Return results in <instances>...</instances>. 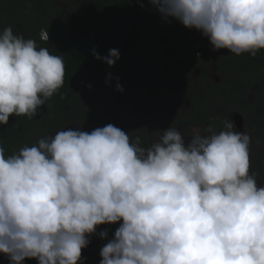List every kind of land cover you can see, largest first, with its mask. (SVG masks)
Here are the masks:
<instances>
[{"label":"clouds","instance_id":"9594fccd","mask_svg":"<svg viewBox=\"0 0 264 264\" xmlns=\"http://www.w3.org/2000/svg\"><path fill=\"white\" fill-rule=\"evenodd\" d=\"M149 3L200 31L214 51L264 50V0ZM40 39L49 41L48 30ZM93 55L109 67L120 59L117 49ZM64 77L62 55L12 27L0 31V125L36 116ZM223 123L219 133L194 128L187 143L169 127L144 147L107 124L61 130L8 156L0 146V254L10 264H78L98 226L122 221L100 264H264V185L250 173L252 140Z\"/></svg>","mask_w":264,"mask_h":264},{"label":"trees","instance_id":"16d2710c","mask_svg":"<svg viewBox=\"0 0 264 264\" xmlns=\"http://www.w3.org/2000/svg\"><path fill=\"white\" fill-rule=\"evenodd\" d=\"M58 1L0 0V31L12 27L14 33L35 40L38 47H46L53 55H62L65 64L63 87L46 101L36 116H12L8 125H0V146L5 149L6 156L18 153L33 129L50 132L61 128L68 119L85 123L87 117L90 118L88 109L91 106L96 109L100 101H108L111 97H129L138 83L154 75V67L165 59L176 61L181 70L185 59L190 65L203 68L214 62L225 85L216 89V85L208 80L203 90L206 88L212 94L216 91L224 100L229 99L237 106H247L246 77L264 78V50L255 57L248 54L237 56L227 49L214 51L211 44L207 46L210 41L200 31L185 28L171 17L165 19L149 0H64L69 8L61 19L57 16ZM42 29L48 30V42L40 40ZM176 40L185 48H177L174 45ZM110 49H117L120 53V59L112 67L93 55L95 51L106 57ZM113 77L120 79L123 87L120 95L113 90ZM187 79L191 84L190 77ZM85 84H89L92 90L88 91ZM255 93V109L244 115L250 122V128L246 127V130L264 140L263 83H257ZM186 98L196 107L193 116L196 121L189 124L190 117L179 114L171 119L167 129H176L186 123L188 130L201 123L208 125L201 113L204 98L194 92L188 93ZM210 103L211 111L215 106H221L213 101ZM56 121H60L58 127L47 129ZM95 122L93 118L94 126ZM160 134L162 136L163 132ZM120 223L98 226L96 232L88 236L90 243L82 250L78 264H100V251L114 239ZM101 232H106L107 236L102 238ZM0 264H10V261L0 254ZM24 264L38 262L31 259L25 260Z\"/></svg>","mask_w":264,"mask_h":264},{"label":"rangeland","instance_id":"374dc122","mask_svg":"<svg viewBox=\"0 0 264 264\" xmlns=\"http://www.w3.org/2000/svg\"><path fill=\"white\" fill-rule=\"evenodd\" d=\"M57 7L59 11L57 16L61 19L66 14L69 4L64 0H60L57 2ZM160 21H163V19H160ZM209 44L210 43H208L207 46H210ZM174 45L177 48H185L181 46L178 40L174 42ZM184 62V69L181 70L176 61L169 59L160 61L154 67L155 74L147 79H143L142 83L144 85L139 82V86L130 92L129 97L120 99L111 97L108 101H100L96 109L91 106L88 109L90 118L87 117L88 120L85 123L74 119H68L63 123V126L57 130L49 132L46 129H33L21 148L24 146L30 147L36 145L39 139L47 136H54L61 130L71 128L73 130L91 132L94 128L104 127L107 124H113L126 133H129L132 140L137 138L136 133H142L139 132V130L150 129L155 131L152 137H149L146 145L140 140L141 145L143 144L144 147L150 146L154 140L161 136L158 133L166 127L172 117L178 114H185L188 110H191L190 104L186 100L188 93H191V91L200 93L206 81L209 83L208 80L213 83H215V79L216 83L223 82L214 62L206 65L204 68L196 65L192 66L186 59ZM204 72H206V76H204ZM187 76L190 77L192 81L191 84H189ZM158 79H160V81ZM257 83L264 84V80H255V78H253V80L251 79V82L248 83L247 106H237L229 99L228 101L224 100L223 97L214 91L212 97L217 94L214 101L221 105V107L215 108V110L212 111L214 116H210L209 127H211L214 132L219 133L225 130L223 122L225 119L229 118L234 122L236 130L243 131L250 135L252 140L250 145V173L256 174L258 185H264V140L258 135H255L253 131L249 129L246 130V127L250 128V122H245L244 120V115H249V111L251 112L253 108L255 109V87ZM86 88L88 91L92 90V88ZM187 88L189 89L187 90ZM118 94L120 95L122 93ZM205 99V101L209 102L211 100L209 96H206ZM207 110L211 113L210 105L207 106ZM235 115L241 116L242 123H238V120L235 119ZM93 118L96 120L95 126L92 123ZM59 125L60 121L52 122L47 126V129H53ZM195 128L201 129L202 133L206 129H204L203 126H197ZM178 129L181 134L185 136L184 139L187 143L190 140L194 128L188 130L184 125H181ZM144 137L147 139L146 134H144Z\"/></svg>","mask_w":264,"mask_h":264},{"label":"flooded vegetation","instance_id":"af4514ba","mask_svg":"<svg viewBox=\"0 0 264 264\" xmlns=\"http://www.w3.org/2000/svg\"><path fill=\"white\" fill-rule=\"evenodd\" d=\"M216 66V65H215ZM218 69V68H217ZM228 70V69H227ZM221 78H222V81L223 82H221V83H216V79H215V85H216V89H217V87H218V89H221V87L223 88V86L225 85V83H224V79H223V77L222 76H220ZM262 77V76H261ZM253 78H255V80H258V79H263L264 80V78L262 77V78H258V77H256V76H253V77H251V78H247L246 77V79H245V82H246V80H247V85H248V83H250L251 82V79L253 80ZM205 85H206V83H205ZM256 90H257V84H256ZM248 89V87H246V90ZM191 92H193V91H191ZM200 98H204V104H203V106H202V109H201V113L203 114V116L205 117V119H206V121H207V123H208V125L206 124V123H201L200 125H195V126H193V127H191L190 129H193V128H195V127H199V126H203L204 127V129L206 128H209V124H210V121H209V119H210V116H214V114H213V112L211 111V113H210V111L209 110H207V106L208 105H210V107H212V104L209 102V101H205L206 99V96H209V98L211 99L210 101L212 102H214L215 103V101H214V99H213V97H212V92H210L208 89H201L200 90V93H196ZM186 100H187V102L190 104V108H191V110H188L185 114H182V115H184V116H189L190 117V119H189V121H188V123L189 124H191V123H193L194 121H196V117H193L194 115H196V113H195V110H196V107H195V105H194V103L191 101V100H189V99H187L186 98ZM263 100H264V97H263ZM255 103H256V99H255ZM221 106H215V108H220ZM253 110H254V108H253ZM249 113H250V111H249ZM179 115V114H178ZM177 116V115H176ZM173 118V117H172ZM244 120H245V122H247L248 120L244 117ZM171 121V120H170ZM170 121H169V123L168 124H170ZM244 122V123H245ZM238 123H242V119L241 120H239L238 121ZM167 124V125H168ZM166 125V126H167ZM184 125V127H188V125H187V123L186 124H183ZM181 126V125H180ZM179 127H177L176 129L179 131V129H178ZM167 128L165 127L161 132H163L164 130H166ZM205 129V130H206ZM139 132H142V133H140V134H138V133H136L137 134V137H139L140 138V140H142L143 141V143L146 145L147 143H148V139H149V137H152V134H154L155 133V131H153V130H150V129H146V130H139ZM151 132V133H150ZM161 132H159L158 134L159 135H161L160 133ZM144 134H146L147 135V139L144 137ZM133 141H135V139L133 140ZM142 146H143V144H142Z\"/></svg>","mask_w":264,"mask_h":264},{"label":"built area","instance_id":"2783aa9c","mask_svg":"<svg viewBox=\"0 0 264 264\" xmlns=\"http://www.w3.org/2000/svg\"><path fill=\"white\" fill-rule=\"evenodd\" d=\"M112 80H113V90H114V92L123 93V90L120 91V90L117 89V85L118 84H119L120 87H122L119 77H113ZM90 88H91V86H90ZM122 89H123V87H122Z\"/></svg>","mask_w":264,"mask_h":264},{"label":"water","instance_id":"95a60500","mask_svg":"<svg viewBox=\"0 0 264 264\" xmlns=\"http://www.w3.org/2000/svg\"><path fill=\"white\" fill-rule=\"evenodd\" d=\"M235 119L239 121V120H241V116H240V115H235ZM70 129H71V128H70ZM66 130H67V129H66Z\"/></svg>","mask_w":264,"mask_h":264}]
</instances>
